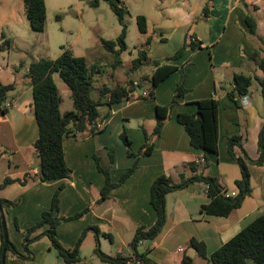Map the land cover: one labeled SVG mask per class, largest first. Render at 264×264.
<instances>
[{
  "label": "crops",
  "instance_id": "obj_1",
  "mask_svg": "<svg viewBox=\"0 0 264 264\" xmlns=\"http://www.w3.org/2000/svg\"><path fill=\"white\" fill-rule=\"evenodd\" d=\"M154 5L156 7L158 3L154 2ZM252 5L250 12L246 0H162L161 9H166L170 19L168 25L160 22L165 17L164 12L157 15L158 21L151 22L155 25H150V19L146 18V33L138 31L135 20L137 31L144 37H136L129 57L125 61L120 59L116 68L111 67L112 79L117 69L132 64L138 51L144 49L147 38L150 42L145 50L150 61L172 56L183 43L198 45L187 48L182 56L167 62L176 69L153 90L149 80L152 66L147 63L139 79L149 83L148 88L139 92L133 89L128 100L98 106L96 132L86 130L63 141L69 175L47 182L39 179L38 159L32 146L38 137V126L32 106V86L27 76L30 65L11 64V69L8 67L10 56L0 54V82L14 86L5 101L13 106L0 115V183L5 177L26 179L24 183L14 182L0 189V198L14 202V206L4 211V217L8 238L18 253L27 254L24 248L27 229L49 209L52 196L59 187V216L70 217L83 212L78 218L61 220L56 229L58 241L68 250L75 248L85 231L78 247L79 260L70 264H114L99 258L94 252L96 248L109 256L133 258L130 241L136 230L148 229L154 224L155 211L149 202V190L161 175L170 177L174 183L194 175L209 176L217 180L222 192H236L234 181L240 177V170L228 154L226 138L240 136L242 148L234 146L235 153L242 155L243 150L250 159L256 160L259 157L258 135L264 123L262 87L258 81L263 72L255 62L264 56V0H253ZM248 13L255 20V35L245 30ZM97 27L100 29V22L95 19L89 28L96 30ZM127 38L126 30L124 51L129 47ZM101 39L104 38L99 36L100 43ZM4 47L8 51L10 42ZM65 47L75 55V40ZM84 49L88 47L85 45ZM86 62L88 64L87 58ZM10 63H14L13 60ZM91 64L95 62L88 65ZM186 67L189 68L184 81L186 92L174 104L160 135L152 139L151 153L138 157L128 155L120 134L125 131L132 152L137 153L145 142V135H150L156 125V106L171 102ZM236 74L252 77L249 100L245 105L238 94L234 93V99L228 96L234 90ZM140 80L127 82L141 86ZM102 86L93 88L94 96ZM66 90L65 96L69 97L68 88ZM59 92L63 101V94ZM210 97L218 101L216 154H204L192 148L185 129L176 121L179 112L193 113L196 101ZM94 155L99 165L108 169L112 183L137 162L132 174L111 188L102 201L99 198L105 176L98 170ZM201 158L205 162L200 164L197 161ZM248 170L251 193L228 216L208 215L201 211V207L210 201L203 181H193L182 189L167 193L165 224L154 239L138 245L140 251H147L146 256L156 264H182L184 256L190 257L192 264H211L190 248L191 238L203 241L208 253H212L255 218L264 215V163L248 164ZM45 229L46 226H42L30 234V237L37 236L28 244L32 259L25 260L8 250L5 264H69L58 255L49 237L43 233ZM247 264L255 263L249 260Z\"/></svg>",
  "mask_w": 264,
  "mask_h": 264
},
{
  "label": "trees",
  "instance_id": "obj_2",
  "mask_svg": "<svg viewBox=\"0 0 264 264\" xmlns=\"http://www.w3.org/2000/svg\"><path fill=\"white\" fill-rule=\"evenodd\" d=\"M108 3L112 12L116 15L117 21L121 27L120 33L114 39H101V44L105 50L115 56L111 67L116 68L120 64V54L126 49L125 36L127 25L125 17L127 10L124 8L121 0H104ZM98 1H92L91 5H97ZM25 15L32 30L36 32L44 31L46 21L45 0H23ZM138 31L146 33L148 29L147 20L144 15L135 17ZM246 32L255 35L256 25L251 13L246 15ZM150 38L144 43V49L139 50L137 57L132 60V66L137 68L143 64L152 66V73L149 76L152 90L155 86L171 74L176 67L167 62L177 59L183 55L187 48H194L198 44L191 42L183 43L182 46L170 57L163 60H151L148 58L145 48L149 45ZM9 44V41L6 42ZM61 53L54 59H39L30 64L27 76L30 78L32 86V106L34 117L38 126V137L32 144L36 158L38 159V174L40 181L47 182L67 177L70 169L64 159L63 141L66 137L74 136L77 133H83L89 130L95 133L97 130L96 120L99 116L98 106L107 103L108 105L128 100L130 93L135 89L133 83L113 84L103 86L99 89L98 95L93 96V82L99 75L103 66L100 64L88 65L84 56H75L72 51L62 45ZM256 64L263 72V77L258 79L262 87V96L264 104V56L256 59ZM189 68H185L182 77L176 85L171 102L168 105L156 106V125L150 135H145V142L141 149L132 152L131 141L128 139L125 131H122L120 138L126 146L127 153L130 156L138 157L151 153L153 149L152 139L160 135L162 126L170 117L175 103L186 92L184 81ZM54 74H57L69 90V97L72 101V109L62 113L60 104L62 96L54 80ZM234 90L228 94L231 99L238 94L248 93L252 83V77L243 74L234 76ZM14 88L13 84H2L0 82V115L5 114L8 109L4 107L7 94ZM153 94V93H151ZM196 109L193 113L179 112L176 115V121L183 126L192 148L205 153H218V101L212 97L201 99L195 102ZM242 148L240 136L233 135L226 138V147L230 158L238 165L240 177L234 181L236 195L226 197L222 193V187L215 178L203 175H194L187 179H181L179 183H174L170 177L161 175L151 184L149 190V202L155 211V221L148 229L138 228L130 241V247L133 250L134 257L126 258L121 256H109L103 253L99 248L94 250L95 254L104 261L114 264H128V261H139L140 264H156L147 256V251H140L138 248L140 241H150L154 239L162 230L166 221L165 196L167 193L182 189L193 181H203L207 185V195L210 198L209 203L201 207V211L208 215L228 216L231 211L239 208L243 200L250 195V173L248 164L262 165L264 163V123L262 124L258 135L259 157L252 160L242 150V155H237L234 146ZM94 159L98 170L105 176V183L100 191L99 201L104 200L111 188L121 184L135 170L137 162L126 169L115 183L110 181L109 171L102 168L97 157ZM193 167V164H189ZM25 178L13 179L5 177L0 183V189L14 182L24 183ZM59 187L52 196L50 207L41 214L38 222L27 229L24 239V248L26 255L17 252L15 246L8 238L7 251H12L25 260L32 259L33 255L28 250V244L37 236L30 237V234L36 229L46 226L43 231L46 234L52 246L56 249L58 255L66 263H75L79 260L78 247L84 236L85 231L79 238L73 250L65 249L57 239V226L61 220H70L78 218L83 212L76 213L70 217L59 216ZM0 264L3 248V228L1 216L4 211L14 206V202L0 198ZM5 218V217H4ZM18 227V226H17ZM98 232V228H93ZM7 231V228H6ZM97 239V238H96ZM190 248L201 257L207 259L211 264H247L252 260L255 264H264V215H261L242 228L238 233L223 243L212 253H208L203 241L191 238ZM6 256V255H5ZM182 264H192L191 258L184 256Z\"/></svg>",
  "mask_w": 264,
  "mask_h": 264
},
{
  "label": "rangeland",
  "instance_id": "obj_3",
  "mask_svg": "<svg viewBox=\"0 0 264 264\" xmlns=\"http://www.w3.org/2000/svg\"><path fill=\"white\" fill-rule=\"evenodd\" d=\"M92 1L94 0H45L44 31L36 32L29 25L23 0H0V54H3L4 57L10 56L8 67L11 68L14 64L19 66L20 63L27 67L42 58L54 59L60 54L62 45L65 46L68 42L75 40V48H77L75 56L84 55L88 64L95 62L103 66L102 72L96 77L97 81L93 82V88L105 83L125 84L128 80H140L139 77L147 67L145 64L137 68H134L132 64L119 68L113 74L114 78L112 79L110 64L115 60V56L103 48L99 36L104 39H114L120 31L119 23L106 1L96 0L98 1L97 5H91ZM121 2L127 10L125 23L129 47L119 58L125 61L129 57L131 45L136 43V37L139 39L144 37L139 34L135 26L136 15H144L147 20L149 18L150 25H155L151 22L158 21L157 15H162V12L165 13V17L161 19L162 21L160 20L163 22L162 24L168 25L170 19L167 17L166 9H161L162 0H121ZM154 2L158 3L156 7ZM252 2L253 0H246V6L250 12L253 7ZM242 8L244 9L243 6ZM95 19L100 22V29L97 27L96 30H92L89 25ZM7 40L10 42L8 51L6 47L2 48L7 44ZM83 45H86L88 49H84ZM11 60L14 63H10ZM11 64L13 65L11 66ZM20 73L22 74V72ZM54 80L57 88L63 94L60 111L64 113L72 109V101L68 96H65L64 90L67 89V86L57 74H54ZM148 87L149 83L142 81L141 86H136L134 92Z\"/></svg>",
  "mask_w": 264,
  "mask_h": 264
},
{
  "label": "built area",
  "instance_id": "obj_4",
  "mask_svg": "<svg viewBox=\"0 0 264 264\" xmlns=\"http://www.w3.org/2000/svg\"><path fill=\"white\" fill-rule=\"evenodd\" d=\"M144 95H146L147 93H143ZM240 99H241V102L243 105L247 104L248 100H249V95L248 93L244 94V95H240ZM13 106L12 103L10 102H5L4 103V107L6 109H9ZM198 163H204L205 162V159L204 158H201L200 160L197 161ZM205 192L207 193V185L205 184ZM226 197L228 196H235L236 195V192H222ZM143 241H140V243H142ZM179 251H182V249L180 248ZM128 264H140L139 261H135V262H132V261H128Z\"/></svg>",
  "mask_w": 264,
  "mask_h": 264
},
{
  "label": "water",
  "instance_id": "obj_5",
  "mask_svg": "<svg viewBox=\"0 0 264 264\" xmlns=\"http://www.w3.org/2000/svg\"><path fill=\"white\" fill-rule=\"evenodd\" d=\"M0 211H2L1 205H0ZM1 221H2V228H3V248H2V253H1V264H5V255L7 252V245H8V234L6 231V222H5V218L3 215L1 216Z\"/></svg>",
  "mask_w": 264,
  "mask_h": 264
}]
</instances>
